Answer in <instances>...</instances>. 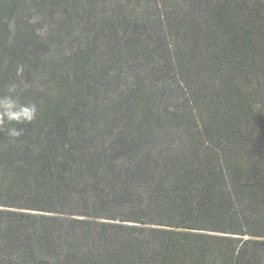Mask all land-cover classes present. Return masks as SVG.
Segmentation results:
<instances>
[{
  "label": "trees",
  "instance_id": "16d2710c",
  "mask_svg": "<svg viewBox=\"0 0 264 264\" xmlns=\"http://www.w3.org/2000/svg\"><path fill=\"white\" fill-rule=\"evenodd\" d=\"M10 88L0 264H264V0H0Z\"/></svg>",
  "mask_w": 264,
  "mask_h": 264
},
{
  "label": "clouds",
  "instance_id": "9594fccd",
  "mask_svg": "<svg viewBox=\"0 0 264 264\" xmlns=\"http://www.w3.org/2000/svg\"><path fill=\"white\" fill-rule=\"evenodd\" d=\"M15 86H13L14 88ZM38 107L34 103H22L13 94L12 88L7 93H0V131L7 130V135L15 141L23 135L24 129L15 125L30 124L36 120ZM8 125H13L7 127Z\"/></svg>",
  "mask_w": 264,
  "mask_h": 264
},
{
  "label": "rangeland",
  "instance_id": "374dc122",
  "mask_svg": "<svg viewBox=\"0 0 264 264\" xmlns=\"http://www.w3.org/2000/svg\"><path fill=\"white\" fill-rule=\"evenodd\" d=\"M27 79L30 81V77L27 76Z\"/></svg>",
  "mask_w": 264,
  "mask_h": 264
}]
</instances>
